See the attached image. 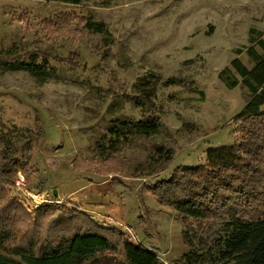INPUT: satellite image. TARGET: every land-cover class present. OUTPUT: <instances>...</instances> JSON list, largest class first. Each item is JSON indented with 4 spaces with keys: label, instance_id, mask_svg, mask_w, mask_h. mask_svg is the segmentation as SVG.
Here are the masks:
<instances>
[{
    "label": "rangeland",
    "instance_id": "374dc122",
    "mask_svg": "<svg viewBox=\"0 0 264 264\" xmlns=\"http://www.w3.org/2000/svg\"><path fill=\"white\" fill-rule=\"evenodd\" d=\"M60 12L70 14L69 23L44 29V20ZM82 16L105 22L109 31L87 30ZM63 27L66 37L48 38ZM252 27L262 34L254 33L253 41ZM261 36L264 0H0V132L11 137L7 153L23 163L18 170L25 171L28 187L53 201L28 207L14 187L16 176L10 197L33 219L44 204L67 202L103 225L119 227L164 264H185L189 251L213 264L209 249L228 234V220L183 222L148 189L181 166L204 163L209 148L235 143L239 114L254 94L232 61L253 69L257 53L264 57ZM46 57L52 70L45 80L9 67ZM225 67L231 73L222 79ZM152 74L156 94L137 106L131 98ZM171 76L183 83L164 86ZM149 114L162 124L150 136L123 125ZM161 145L172 151L171 159L159 156ZM78 155L84 169L72 162ZM104 181L116 193L121 218L90 209ZM85 182L91 191L80 189ZM58 187L80 196L59 201L53 195Z\"/></svg>",
    "mask_w": 264,
    "mask_h": 264
},
{
    "label": "trees",
    "instance_id": "16d2710c",
    "mask_svg": "<svg viewBox=\"0 0 264 264\" xmlns=\"http://www.w3.org/2000/svg\"><path fill=\"white\" fill-rule=\"evenodd\" d=\"M61 1L79 4L82 0ZM70 18V14L56 13L44 20V29L69 23ZM82 23L92 32L109 31L105 22L91 16H82ZM64 29H52L48 38L66 37ZM256 32L262 35L256 28L250 29L252 41ZM257 43L264 51L262 36ZM257 56L253 69L238 58L232 61L243 84L254 94L250 105L239 114L235 143L209 148L204 163L181 166L148 189L161 206L176 212L183 222L228 220V234L215 239L209 249L213 264H264V57ZM9 67L28 71L40 80L52 70L47 57L41 62H11ZM226 72L231 73V69L225 67L220 78ZM156 77L152 74L140 82V94L131 98L137 106L155 96ZM181 83L182 79L171 76L163 85ZM228 85L233 87L236 82ZM123 125L150 136L162 124L158 115L149 114ZM11 143V137L0 132V264H164L156 251L133 241L119 227L103 225L67 202L44 204L33 219L9 195L8 186L23 165L18 157L7 153ZM156 151L160 157L172 158V151L165 146H157ZM108 157L110 154L105 159ZM83 160L78 155L72 162L77 169H84ZM182 259L185 264H203L207 256L189 251Z\"/></svg>",
    "mask_w": 264,
    "mask_h": 264
},
{
    "label": "crops",
    "instance_id": "0c3cea01",
    "mask_svg": "<svg viewBox=\"0 0 264 264\" xmlns=\"http://www.w3.org/2000/svg\"><path fill=\"white\" fill-rule=\"evenodd\" d=\"M262 107V106H261ZM92 184L85 182L82 184V188L88 191H91ZM100 191L95 195V201L96 203H93L92 208H90L92 211H94L95 214L104 215L108 218H121L122 210L121 207L118 205L117 199H116V193L111 192L110 184L107 181L99 183ZM85 193V191H83ZM54 195V194H53ZM94 195V194H93ZM80 195L76 194V192L73 190L70 192H64L62 193L61 190L57 189V195H54L55 199H59V201L63 200H69L74 201V197L77 198ZM83 200V198H82ZM90 203V202H89Z\"/></svg>",
    "mask_w": 264,
    "mask_h": 264
},
{
    "label": "built area",
    "instance_id": "2783aa9c",
    "mask_svg": "<svg viewBox=\"0 0 264 264\" xmlns=\"http://www.w3.org/2000/svg\"><path fill=\"white\" fill-rule=\"evenodd\" d=\"M14 187L19 195V198L23 199L24 197L28 207L32 208L34 206H39L43 203H50L53 201L48 193L42 191L36 192L28 187L27 176L23 169L17 171V175L14 179Z\"/></svg>",
    "mask_w": 264,
    "mask_h": 264
},
{
    "label": "water",
    "instance_id": "95a60500",
    "mask_svg": "<svg viewBox=\"0 0 264 264\" xmlns=\"http://www.w3.org/2000/svg\"><path fill=\"white\" fill-rule=\"evenodd\" d=\"M53 194L56 196L57 195V189H54Z\"/></svg>",
    "mask_w": 264,
    "mask_h": 264
}]
</instances>
